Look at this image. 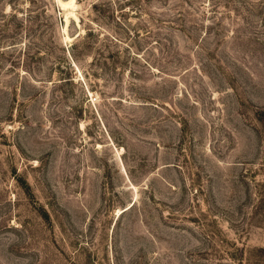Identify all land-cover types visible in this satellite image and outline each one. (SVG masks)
Segmentation results:
<instances>
[{"label": "rangeland", "instance_id": "rangeland-1", "mask_svg": "<svg viewBox=\"0 0 264 264\" xmlns=\"http://www.w3.org/2000/svg\"><path fill=\"white\" fill-rule=\"evenodd\" d=\"M75 4L0 0V264H264V0Z\"/></svg>", "mask_w": 264, "mask_h": 264}, {"label": "bare ground", "instance_id": "bare-ground-1", "mask_svg": "<svg viewBox=\"0 0 264 264\" xmlns=\"http://www.w3.org/2000/svg\"><path fill=\"white\" fill-rule=\"evenodd\" d=\"M55 3L58 5L60 10L65 12L64 15L65 23H68L69 18L77 22V18L75 17L74 14V9L76 7L75 0H66V1L55 0Z\"/></svg>", "mask_w": 264, "mask_h": 264}]
</instances>
